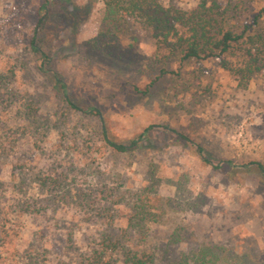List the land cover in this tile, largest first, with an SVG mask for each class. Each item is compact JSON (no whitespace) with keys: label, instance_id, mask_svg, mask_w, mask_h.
Masks as SVG:
<instances>
[{"label":"rangeland","instance_id":"rangeland-1","mask_svg":"<svg viewBox=\"0 0 264 264\" xmlns=\"http://www.w3.org/2000/svg\"><path fill=\"white\" fill-rule=\"evenodd\" d=\"M45 2L0 0V264H80L106 235L121 239L113 264L121 245L169 264L205 244L264 264V71L244 85L215 58L160 62L138 21L105 25L102 0H48L40 49L97 113L77 110L30 46ZM147 128L125 152L104 140ZM138 199L157 218L144 233L130 227Z\"/></svg>","mask_w":264,"mask_h":264},{"label":"trees","instance_id":"trees-1","mask_svg":"<svg viewBox=\"0 0 264 264\" xmlns=\"http://www.w3.org/2000/svg\"><path fill=\"white\" fill-rule=\"evenodd\" d=\"M250 1L199 0L193 7L184 9L165 4L163 0H102L103 20L110 28L127 19L138 21L153 38L154 57L160 62L171 58L181 63L215 58L245 85L254 74L264 71V6L254 15L250 25L240 22L243 14L248 12ZM47 4L48 0L41 5L43 13L30 42L32 50L39 55V70L52 78L69 107L96 114L95 107L81 106L70 96L66 84L58 73L49 68V58L40 49L42 36L39 34L50 20ZM69 16H74V13H69ZM231 57H237L240 62L232 66ZM148 130L128 141H116L104 133V140L113 150L125 152L138 147L139 142L147 137ZM197 152L204 161L210 162L201 147H197ZM257 164L264 176V166ZM136 208L135 215L130 217V227L144 233L146 223L157 218L156 215H149L144 200L138 199ZM178 236V232L174 233L172 241H176ZM105 237L107 241L103 240L80 264H113L109 253L118 248L121 239H112L109 235ZM121 248L123 264H158L153 251H134L123 245ZM169 264H248V259L222 245L205 244L196 252L183 254Z\"/></svg>","mask_w":264,"mask_h":264}]
</instances>
